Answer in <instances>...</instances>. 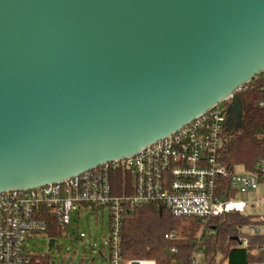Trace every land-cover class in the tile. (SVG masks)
I'll return each mask as SVG.
<instances>
[{
	"label": "water",
	"instance_id": "1",
	"mask_svg": "<svg viewBox=\"0 0 264 264\" xmlns=\"http://www.w3.org/2000/svg\"><path fill=\"white\" fill-rule=\"evenodd\" d=\"M263 71L264 0H0V191L134 155L221 101L241 127Z\"/></svg>",
	"mask_w": 264,
	"mask_h": 264
},
{
	"label": "built area",
	"instance_id": "2",
	"mask_svg": "<svg viewBox=\"0 0 264 264\" xmlns=\"http://www.w3.org/2000/svg\"><path fill=\"white\" fill-rule=\"evenodd\" d=\"M260 82L258 107L262 113L261 136L264 139V71ZM227 106L217 104L188 124L134 155L104 162L88 171L31 189L0 191V264H27L31 253L28 241L45 236L53 227L67 230L71 214L79 216L109 211V253L106 264H156L149 259L122 256V226L127 213L138 206H165L176 216H194L204 225L195 244L193 263L200 261V241L214 232L211 218L248 208L258 213L250 230L263 236L259 249L264 264V155L256 171L238 174L221 158L232 128ZM123 171L117 194L115 178ZM229 181L228 186L226 182ZM262 186L258 201L240 200V193H253ZM131 189V193L128 190ZM179 240V234H165ZM57 240V239H56ZM248 238H240L247 245ZM57 243V242H56ZM204 249V248H203ZM202 249V250H203ZM173 246L171 252H176Z\"/></svg>",
	"mask_w": 264,
	"mask_h": 264
},
{
	"label": "trees",
	"instance_id": "3",
	"mask_svg": "<svg viewBox=\"0 0 264 264\" xmlns=\"http://www.w3.org/2000/svg\"><path fill=\"white\" fill-rule=\"evenodd\" d=\"M260 86V82L254 78L237 91L243 104L242 126L232 129L227 146L221 153V158L232 168L243 166L254 172L264 155L262 113L258 107L262 95ZM225 103L228 106L231 99ZM118 174L115 192L122 194L121 177L125 176V180H129L131 176L123 171ZM224 182L228 186L229 181ZM257 215L256 211L248 208L244 212L233 211L212 217L210 223L214 232L202 237L199 244L200 261L193 263L192 253L204 228L201 220L194 216H176L165 206H138L124 218L122 256L126 259L155 260L156 264H260L262 254L259 249L263 236L249 229L254 224L253 217ZM171 231L179 234V240L165 237ZM62 233V229L56 226L46 235L57 239ZM245 237L249 239L246 246L240 244V238ZM173 246L177 247L174 253L171 252ZM28 259L27 264H49L41 253L31 252Z\"/></svg>",
	"mask_w": 264,
	"mask_h": 264
},
{
	"label": "rangeland",
	"instance_id": "4",
	"mask_svg": "<svg viewBox=\"0 0 264 264\" xmlns=\"http://www.w3.org/2000/svg\"><path fill=\"white\" fill-rule=\"evenodd\" d=\"M226 101H221L219 106L224 107ZM230 127L236 129L237 119L229 120ZM238 174L246 173L243 166H236ZM262 186L253 193H240V200L258 201L261 198ZM109 211L104 209L98 213H90V232L86 230L84 213L79 216L78 210L71 214V223L67 230L57 238V243L51 251L49 264H101L106 263L109 253L108 239ZM49 239L45 236H37L28 241L30 251L45 254L48 249ZM200 258V256H199Z\"/></svg>",
	"mask_w": 264,
	"mask_h": 264
},
{
	"label": "flooded vegetation",
	"instance_id": "5",
	"mask_svg": "<svg viewBox=\"0 0 264 264\" xmlns=\"http://www.w3.org/2000/svg\"><path fill=\"white\" fill-rule=\"evenodd\" d=\"M229 105H230V104H229ZM229 105H228V106H229ZM228 106H227V107H228ZM237 128H238V127H237ZM237 128H236V129H237Z\"/></svg>",
	"mask_w": 264,
	"mask_h": 264
}]
</instances>
